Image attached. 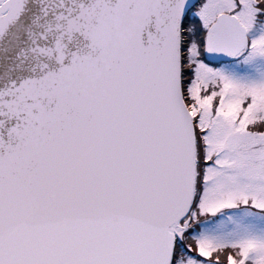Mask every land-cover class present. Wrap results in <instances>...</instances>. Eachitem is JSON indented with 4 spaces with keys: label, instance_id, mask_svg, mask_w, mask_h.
I'll use <instances>...</instances> for the list:
<instances>
[{
    "label": "snow or ice",
    "instance_id": "1",
    "mask_svg": "<svg viewBox=\"0 0 264 264\" xmlns=\"http://www.w3.org/2000/svg\"><path fill=\"white\" fill-rule=\"evenodd\" d=\"M0 264H264V0H0Z\"/></svg>",
    "mask_w": 264,
    "mask_h": 264
}]
</instances>
